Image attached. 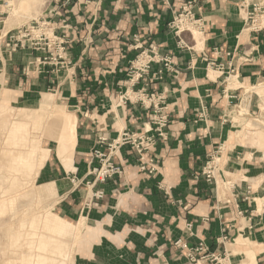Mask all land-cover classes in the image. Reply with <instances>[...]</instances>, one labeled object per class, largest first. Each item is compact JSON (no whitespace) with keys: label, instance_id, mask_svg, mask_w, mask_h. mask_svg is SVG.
Here are the masks:
<instances>
[{"label":"crops","instance_id":"0c3cea01","mask_svg":"<svg viewBox=\"0 0 264 264\" xmlns=\"http://www.w3.org/2000/svg\"><path fill=\"white\" fill-rule=\"evenodd\" d=\"M241 2L30 0L26 8L0 0V123L47 99L74 121L68 159L57 145L43 167L45 183L61 196L57 214L82 230L73 264H218L206 254L222 264H264L262 140L235 114L247 89L264 82V29L248 28ZM186 4L201 26L179 36L169 23ZM34 18L65 42V67L31 45H7ZM150 44L172 55L174 68L132 86L131 63ZM142 88L165 94L170 118L149 152L155 171H142L136 152L123 146L113 155L123 173L94 182V150L106 149L100 138L148 128L152 109L137 100ZM211 156L215 179L203 173Z\"/></svg>","mask_w":264,"mask_h":264},{"label":"rangeland","instance_id":"374dc122","mask_svg":"<svg viewBox=\"0 0 264 264\" xmlns=\"http://www.w3.org/2000/svg\"><path fill=\"white\" fill-rule=\"evenodd\" d=\"M258 88L248 93V109L240 112L238 105L235 114L240 124L238 115L246 118L247 130L259 132L264 154V82ZM253 97H256L255 105ZM57 113L56 107L47 99L39 107L7 115V121L0 123V264H73L79 250L82 230L76 231V224L68 221L66 230L69 234L66 231L55 233L46 225L52 213H58L55 204L61 197L53 185L46 188L51 184L45 183L43 171L50 153L54 152L50 149L59 146L61 140L59 126H49L57 119ZM33 140L41 151L49 149L46 162L38 172L34 169L29 173L27 168L31 166L26 164H18L20 168L15 169L14 158L27 151ZM58 221L63 222L60 215ZM59 246L63 248V254L56 250Z\"/></svg>","mask_w":264,"mask_h":264},{"label":"built area","instance_id":"2783aa9c","mask_svg":"<svg viewBox=\"0 0 264 264\" xmlns=\"http://www.w3.org/2000/svg\"><path fill=\"white\" fill-rule=\"evenodd\" d=\"M190 4H186V6L183 5L182 11L175 12L174 18L169 23L170 28L179 36L186 30L201 26L200 20L194 17L190 9ZM241 5L247 14L246 21L248 28L252 31L263 30L264 3H250L248 0H242ZM47 24L48 22L42 18L32 19L30 22L13 30L11 34H9L7 45L14 48H23L31 45L34 48L44 50L49 53V56H46L44 61H49L63 68L67 63L65 42L57 40L56 37L44 31L43 28L46 27ZM179 43L185 46L182 39L179 40ZM209 63L216 66L217 69L221 71L224 70L223 64H216L214 61H210ZM154 64H158L159 67L155 72L151 73ZM173 68L172 55H161L157 51L156 46L150 44L148 48H143L132 61L128 82L134 86L139 83L141 79L150 74L152 78L161 79L165 72ZM137 91V100L152 109L149 122L147 123L148 128L145 127L142 131L122 130L118 136L113 139L101 137L99 141L102 144H106V149L94 150V156L100 160L99 165L95 166L92 170L94 182H104L123 173L122 165L113 160V155L123 146H129L136 152L138 166L142 171L152 173L156 169L153 159L149 157V152L159 140L165 138L166 128L170 122V118L165 112V106L163 105L166 96L163 92H150L145 90V88ZM121 97L126 100L125 94ZM217 162L214 156H211L204 166L203 173L208 179H215ZM102 195V191L95 193V197L98 198ZM177 243H179V241ZM180 245L185 246V244L182 243H180ZM197 250H203V246H199ZM209 256L212 260L218 262V264H222V257L220 255L206 254L203 257ZM190 257L192 258L193 256L190 254Z\"/></svg>","mask_w":264,"mask_h":264},{"label":"bare ground","instance_id":"6f19581e","mask_svg":"<svg viewBox=\"0 0 264 264\" xmlns=\"http://www.w3.org/2000/svg\"><path fill=\"white\" fill-rule=\"evenodd\" d=\"M19 4H20V6H23V7L28 6L30 4V0H19ZM252 89H254V88L251 87V88L247 89V93L245 94L242 102L239 104L240 112H242L244 110L246 111L248 109L249 101H250V97H249L248 93ZM56 115H57V119H55V122H52L49 126L50 127L59 126L58 132H60V136H61V140H60V144H59V154H60L61 158H64L67 160L69 156L68 155L66 156L63 153L65 151L67 152L69 150V145L71 144L70 139L73 136L74 121H73L72 116L70 114L68 115L67 113L60 112V114H56ZM48 154H49V149L45 148L44 150L41 151L40 148L38 147V144L33 140V142L28 146L27 151H25V152L22 151V153L20 152L18 154L17 158H14L16 160L14 168L19 169L20 165H18V164H21V165L26 164V165L31 166V167L27 168L29 170V173H32L34 171V169H36L38 172V170L41 168V166H43V164L46 162V159L48 158ZM32 167H34V168H32ZM51 187H52V185H48V187H46V188H51ZM41 191L43 192L45 190H41ZM62 221L63 222L58 221L57 213H52V217L50 219L46 220V225L48 226L49 229H51L55 233L61 234L63 231H66V233L69 234L70 232L66 230L67 224L69 222L65 221L63 218H62ZM79 228H80V226H78V225L75 226L76 231L81 229V228L80 229ZM75 230H74V233H75ZM63 235H66V234H63ZM42 244H44V243H42ZM42 244L40 245L41 247L43 246ZM46 245L49 247V244H46ZM45 247L46 246H44V248ZM56 250H58L62 254L64 252L63 248L61 246L57 247ZM50 252H52V251L50 250Z\"/></svg>","mask_w":264,"mask_h":264}]
</instances>
